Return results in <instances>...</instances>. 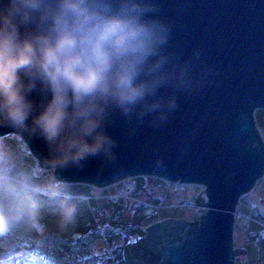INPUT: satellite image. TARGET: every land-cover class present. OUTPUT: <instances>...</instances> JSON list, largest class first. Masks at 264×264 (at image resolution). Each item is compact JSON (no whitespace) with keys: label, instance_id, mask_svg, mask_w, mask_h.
<instances>
[{"label":"clouds","instance_id":"1","mask_svg":"<svg viewBox=\"0 0 264 264\" xmlns=\"http://www.w3.org/2000/svg\"><path fill=\"white\" fill-rule=\"evenodd\" d=\"M176 27L167 0H0V130L17 145L0 139V233L31 230L45 211L71 230L80 197L63 173L113 160L116 124L163 123L204 85L211 68Z\"/></svg>","mask_w":264,"mask_h":264},{"label":"water","instance_id":"2","mask_svg":"<svg viewBox=\"0 0 264 264\" xmlns=\"http://www.w3.org/2000/svg\"><path fill=\"white\" fill-rule=\"evenodd\" d=\"M167 11L177 24L175 40L186 50L199 48L211 68L206 82L181 97L163 123L116 124L113 160L92 158L63 175L101 188L138 175L204 186L206 212L171 220L176 226L165 230L150 226L148 245L137 244L136 253L124 246V258L129 264H235L233 214L264 173L255 119L264 109V0H167ZM8 134L0 130V137ZM26 146L42 168V147Z\"/></svg>","mask_w":264,"mask_h":264},{"label":"rangeland","instance_id":"3","mask_svg":"<svg viewBox=\"0 0 264 264\" xmlns=\"http://www.w3.org/2000/svg\"><path fill=\"white\" fill-rule=\"evenodd\" d=\"M255 119L257 128L264 140V109H257L255 111ZM12 136L13 135L8 134L6 136L0 137V139L5 140L10 146L15 148L17 145L16 141L11 138ZM25 159L32 165L35 163L31 159H27L26 157ZM141 176L149 177L150 175H138L124 179L122 181H119L118 183L102 187L103 189L107 188L105 189L106 191H103L102 188L100 189V191L96 189V192L99 191V194L103 193L102 195L98 196L101 201L89 198L90 205L92 207L94 206L102 210L105 209V212H111L110 214H108V216L113 214V210L111 209H119L117 213L119 214L118 216L120 224L136 225L140 227V231L138 233L133 232V234H130L132 236L130 238L127 236L124 245L127 247V252L132 251L134 253L138 252V250L135 249L137 248V244L145 247L146 245H148L147 243L144 244V241H146L145 239L148 238L147 229L150 226L159 224L161 230H165L166 228H172L176 226L171 223V220L184 219L187 221H191L192 217L195 215V209H199L197 203L202 199V196L200 195L201 186L191 183H179L178 185L175 182L177 186H173L171 184L170 186H168V193L163 194L164 196H166L165 200H167V203L159 205L155 214L152 215L153 208L147 206H140L139 208L134 210L133 208H131L130 203L133 202V200L139 202L140 199L143 200L141 195L143 194L142 190H144L145 188H143L142 185L145 181L142 183L140 182L138 177ZM131 182L136 185L137 191L135 192V195H132L124 200L127 201L124 203V205H121L119 202L116 205H112L113 203L109 202L108 199L104 197L110 196V198L113 200L114 196L116 197V194L113 193H117L121 188L124 190L127 189L129 186V184L127 183ZM71 191L75 194L86 195V193L88 191H92V189H89V187L73 186L71 187ZM148 191L152 193V189H150V186H148ZM137 192L138 199H135ZM79 201V213L77 221L75 226L71 230L66 232H57L52 227V221L49 213L45 211L42 215L41 223L36 224L31 230L18 229L7 235L3 234V241L7 242L8 246H10L11 241H17L20 238H27L31 241L35 240V251L39 256L42 257L45 262H48L50 264H81V262H78L77 260L78 256H84V254L87 253L85 247L79 243V239L85 232H92L93 228L97 229V223L95 222V220H93V218H102L103 214L97 216L96 214L91 213V208L89 206L87 207V203L83 199H79ZM207 201H209L208 198ZM156 205L157 204H155V206ZM236 207L237 211L234 212V216L236 229L239 235L236 237L235 241H233V249L235 251H238L235 263L264 264V242L263 244H260L258 246L256 245V242L253 238L250 239L252 237V233L258 231L256 226L260 228V231L256 232V234H260V232L264 230V226L262 225V223L264 222L262 221V219H257L256 215L254 216L256 211L255 208L259 209L261 214L264 215V173L254 183L252 188H250L247 193L240 197L239 203ZM102 221L103 220L101 219L98 223H101ZM44 226H47V230H45ZM86 226L87 230L84 232L83 230L86 228ZM115 227L119 228V226ZM117 228H114L116 229V232H118ZM157 232L160 233V230H158ZM77 233H79L80 235H78ZM52 235L54 238H56V241H49V238ZM41 236H47V238L44 240H38V238H41ZM90 242H92L95 247L94 251L99 250L100 246L98 245V242H96V239L91 240ZM71 246H75L73 249L74 252L71 251ZM148 250H152L151 247Z\"/></svg>","mask_w":264,"mask_h":264},{"label":"trees","instance_id":"4","mask_svg":"<svg viewBox=\"0 0 264 264\" xmlns=\"http://www.w3.org/2000/svg\"><path fill=\"white\" fill-rule=\"evenodd\" d=\"M27 159H31V157L27 154L26 156ZM150 179H159L158 177L154 176H149ZM71 187L73 186H83L82 183H77V184H70ZM142 186L146 187L145 184ZM105 189L107 188H102L103 191H106ZM102 192V191H101ZM156 193H143L141 195L142 199L147 201L150 204H161L163 203V200H165L166 196L162 197L159 194ZM127 201L122 200L120 201L121 205H124V203ZM126 205V204H125ZM131 208L136 210L140 206H147L146 204L139 203V202H131L130 203ZM255 214L256 218L264 220V215L261 214L259 209L255 208ZM114 213L110 219V222L115 224V226H119L121 228V231L123 232L122 234H117V233H111V232H106V241L100 237L101 232H85L87 228H85L83 231L84 234L83 236L79 239V243L82 244L85 247L86 253L84 256H78V262L80 261L81 264H129L124 258L123 254V248L126 242V236L130 233H138L139 226L136 225H125V224H120L119 221V214L117 211L119 209L114 208ZM258 213V214H257ZM154 214V210L152 212V215ZM258 231H255L252 233V237L250 239H254L256 242V245L263 244L264 242V233L259 236V234L256 232L260 231V228L256 226ZM100 233V234H99ZM47 236H41V238H38V240H44L46 239ZM4 235L0 233V264H43L41 259L42 257L39 256L36 251H35V240H29L27 238H20L17 241H11L10 246H8L7 242L3 241ZM98 242V245L100 246L99 250H95V247L91 240H95ZM48 241V240H45ZM49 241H56V238L53 237V235L49 238ZM259 242V243H258ZM77 243V242H76ZM69 244V242H68ZM77 246V244H76ZM72 250L74 252V247L71 246ZM29 251L30 253L34 254L37 259H31L29 256ZM75 257V256H74ZM81 257V258H80ZM43 260V259H42Z\"/></svg>","mask_w":264,"mask_h":264},{"label":"built area","instance_id":"5","mask_svg":"<svg viewBox=\"0 0 264 264\" xmlns=\"http://www.w3.org/2000/svg\"><path fill=\"white\" fill-rule=\"evenodd\" d=\"M35 170L37 172H39L41 169L39 167H37V168L35 167ZM148 178L149 177H147V176L138 177V179L140 180V182L142 183V182L145 181L144 184H146L147 186H150V189H152V191H160L163 194H167L168 193V189H169L168 186H170L171 184L173 186H177V184L179 185L178 182H176L177 184H175V182H171V181H168V180H165V179H162V178H159V179H150V178L148 179ZM127 184H129V186H128L127 189L124 190V189L121 188L117 193L116 192L113 193V194H116V197L114 196V199L113 200L110 198V196H108V197L107 196H104V197H106L108 199V201L111 202V203H118L121 200H124V199H126V198H128V197H130L132 195H135V192L137 191L136 190L137 189L136 188V185L133 182L127 183ZM180 184H183V183H180ZM198 186H201V193H200V195L202 196V198L205 197V201L207 203V199H206L207 197L205 196V187L202 186V185H198ZM83 199L86 200V201H89L90 200L88 196H83ZM91 209H92V212L94 214H96L97 216H100V215L103 214V217L102 218L100 217L102 220L104 218L109 217L108 214H110V212H108V211L107 212H105V211H99V210H97L94 207H92ZM196 214H197V212H196ZM100 218H97V219L94 218V220L97 223V227L102 230L105 227H108V225H107L106 222L98 223L101 220Z\"/></svg>","mask_w":264,"mask_h":264},{"label":"bare ground","instance_id":"6","mask_svg":"<svg viewBox=\"0 0 264 264\" xmlns=\"http://www.w3.org/2000/svg\"><path fill=\"white\" fill-rule=\"evenodd\" d=\"M178 183H179V182H178ZM82 184L84 185V187H89V189H92V191H88V192L86 193V195H87L89 198H91V199H93V200L101 201V199L98 198V196H99V191H100L101 187H96V186H94V185H90V184H86V183H82ZM82 187H83V186H82ZM96 189L99 190V191L96 192ZM205 196L207 197L206 193H205ZM206 199H207V198H206ZM194 200H195V198H194ZM199 200H200V199H199ZM207 203H208V201H207ZM207 203H206V201H205V197L202 198L200 201H198L197 206L199 207V209H195V211L197 212V214H196V212H195V214L199 216V215H201L202 213L206 212V211L209 209ZM237 205H238V204H237ZM147 207H149V206H147ZM236 211H237V207H236ZM236 211H235V212H236ZM263 233H264V230H262V231L260 232L259 236H260L261 234H263ZM238 235H239V233H238V231H237V229H236L235 216H234V214H233L232 245H233V241H235V239H236V237H237ZM237 249H238V248H237ZM232 250L234 251V257H233V260H234V263H235V260H236V258H237L238 251H235V250L233 249V247H232ZM262 259H263V258H262ZM235 264H236V263H235Z\"/></svg>","mask_w":264,"mask_h":264}]
</instances>
